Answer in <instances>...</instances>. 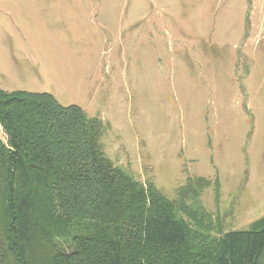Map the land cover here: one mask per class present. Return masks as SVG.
Wrapping results in <instances>:
<instances>
[{
    "label": "rangeland",
    "instance_id": "rangeland-1",
    "mask_svg": "<svg viewBox=\"0 0 264 264\" xmlns=\"http://www.w3.org/2000/svg\"><path fill=\"white\" fill-rule=\"evenodd\" d=\"M0 88L102 120L106 155L168 198L210 180L215 235L264 217V0H0Z\"/></svg>",
    "mask_w": 264,
    "mask_h": 264
},
{
    "label": "trees",
    "instance_id": "trees-1",
    "mask_svg": "<svg viewBox=\"0 0 264 264\" xmlns=\"http://www.w3.org/2000/svg\"><path fill=\"white\" fill-rule=\"evenodd\" d=\"M0 128V264H264V217L215 235L210 180L168 198L112 162L81 107L0 88Z\"/></svg>",
    "mask_w": 264,
    "mask_h": 264
},
{
    "label": "crops",
    "instance_id": "crops-1",
    "mask_svg": "<svg viewBox=\"0 0 264 264\" xmlns=\"http://www.w3.org/2000/svg\"><path fill=\"white\" fill-rule=\"evenodd\" d=\"M17 91V90H16ZM19 91V90H18ZM11 92H13V91H11ZM29 92V91H28ZM34 93H36V92H34Z\"/></svg>",
    "mask_w": 264,
    "mask_h": 264
}]
</instances>
